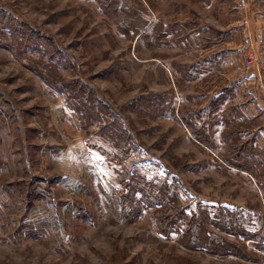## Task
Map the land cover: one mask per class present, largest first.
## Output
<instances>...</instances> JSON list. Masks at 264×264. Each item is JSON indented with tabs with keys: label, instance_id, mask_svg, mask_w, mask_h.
I'll return each mask as SVG.
<instances>
[{
	"label": "rangeland",
	"instance_id": "1",
	"mask_svg": "<svg viewBox=\"0 0 264 264\" xmlns=\"http://www.w3.org/2000/svg\"><path fill=\"white\" fill-rule=\"evenodd\" d=\"M0 264H264V0H0Z\"/></svg>",
	"mask_w": 264,
	"mask_h": 264
},
{
	"label": "built area",
	"instance_id": "2",
	"mask_svg": "<svg viewBox=\"0 0 264 264\" xmlns=\"http://www.w3.org/2000/svg\"><path fill=\"white\" fill-rule=\"evenodd\" d=\"M243 1V3H245L246 2V0H242Z\"/></svg>",
	"mask_w": 264,
	"mask_h": 264
}]
</instances>
